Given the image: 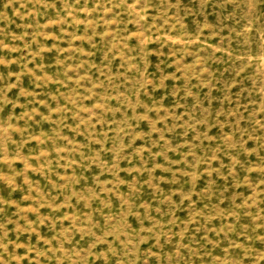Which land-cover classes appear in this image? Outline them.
<instances>
[{
	"label": "rangeland",
	"instance_id": "rangeland-1",
	"mask_svg": "<svg viewBox=\"0 0 264 264\" xmlns=\"http://www.w3.org/2000/svg\"><path fill=\"white\" fill-rule=\"evenodd\" d=\"M0 264H264V0H0Z\"/></svg>",
	"mask_w": 264,
	"mask_h": 264
}]
</instances>
